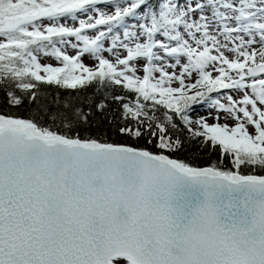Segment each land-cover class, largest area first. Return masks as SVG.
Here are the masks:
<instances>
[{
    "label": "snow or ice",
    "instance_id": "snow-or-ice-1",
    "mask_svg": "<svg viewBox=\"0 0 264 264\" xmlns=\"http://www.w3.org/2000/svg\"><path fill=\"white\" fill-rule=\"evenodd\" d=\"M0 264H264V0H0Z\"/></svg>",
    "mask_w": 264,
    "mask_h": 264
}]
</instances>
